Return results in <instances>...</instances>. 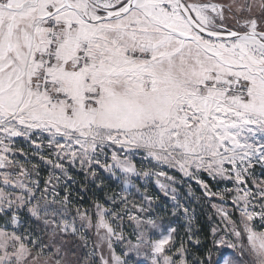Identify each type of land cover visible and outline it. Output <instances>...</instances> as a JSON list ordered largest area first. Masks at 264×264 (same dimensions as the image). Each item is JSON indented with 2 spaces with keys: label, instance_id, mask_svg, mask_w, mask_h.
Listing matches in <instances>:
<instances>
[{
  "label": "snow or ice",
  "instance_id": "snow-or-ice-1",
  "mask_svg": "<svg viewBox=\"0 0 264 264\" xmlns=\"http://www.w3.org/2000/svg\"><path fill=\"white\" fill-rule=\"evenodd\" d=\"M17 137L36 154L49 149L53 173H66L65 159L133 173L129 155L139 152L187 176L232 181L221 198L232 197L240 219L223 264H264V178L255 171L264 177V0H0V264H128L103 252L127 239L125 215L136 234L125 256L189 264L177 229L165 231L142 204H97L69 220L53 177L41 190L14 158ZM109 150L112 163L101 165ZM23 209L42 221V235L23 227ZM93 228L82 261L65 238Z\"/></svg>",
  "mask_w": 264,
  "mask_h": 264
},
{
  "label": "rangeland",
  "instance_id": "rangeland-1",
  "mask_svg": "<svg viewBox=\"0 0 264 264\" xmlns=\"http://www.w3.org/2000/svg\"><path fill=\"white\" fill-rule=\"evenodd\" d=\"M37 143L39 144L40 141H37ZM34 148L35 146L23 137H17L15 138V148L13 150L15 152L14 158L19 161L20 165L32 171V179L39 181L41 190L45 187L44 182L49 180L50 176L53 177L49 187L56 185L55 192L59 193L60 200H64L66 196L69 198L68 209L71 213L68 217L69 220L76 214L77 209H80L81 212L87 209L90 214H94L97 204L112 211H121L125 205L121 204L120 201L126 200L129 208L133 205L139 206L142 204L144 208L149 210L151 217L158 220L165 231L169 227L176 228L175 240L178 245L182 239L186 243V247L189 242L195 244L198 238L201 237L199 234V237L195 234H197V231L199 232L201 223L205 222L211 235L212 247L210 250L212 252L203 264H223L226 258L232 257L233 249L228 246L233 241L230 233L235 227L233 221L238 222L240 216L239 212L234 209L231 196L226 198L227 202H224L221 198V194L226 189L236 187L232 181L213 178L203 171L194 176H187L179 168L167 164H158L139 152L129 155V160L136 168L133 173H124L120 169L108 171L99 165L89 171L87 166H81L79 160L72 162L69 159L61 161L66 173H61L58 170L53 173L52 165L47 163V158H52L54 163L57 161H55L54 156L50 155V150L44 147L39 154H36ZM20 149L24 151L21 152ZM25 153L27 154L25 155ZM41 156L46 159H41ZM100 159L101 165L111 164V150L107 153V160L103 156ZM33 165H35L34 169ZM255 171L257 178H264L260 177L262 169L259 166L256 167ZM161 173H164V175H161ZM55 176L60 177L59 182L56 181ZM88 187H93L99 193L95 195L98 196L97 199L93 200L77 195V190L84 191ZM146 197L150 198L151 203L148 199H145ZM52 198L50 192L48 199L51 200ZM57 206L59 207V205ZM220 209L226 210L229 213L228 217L225 218ZM19 215L24 221V228L34 229L38 235L43 234L42 221L29 218L27 209H23ZM144 218L147 219L148 216L145 215ZM117 223L121 222L117 221ZM189 227L192 241H188L187 238ZM134 228L135 223H129L128 215H125L123 234L127 239L120 242L114 237L113 249H108L105 244L103 248L105 259L111 261L114 251L116 256L128 261V264H149L146 256H138L134 251L128 252L126 256L124 255L127 251L128 242L136 243ZM119 231L120 229L117 228V232ZM96 239L95 229L93 228L87 231L86 234L78 233L75 237H66L65 242L68 246L80 252L83 261L85 254L91 251L92 243H95ZM221 240L223 241L222 244L213 246L214 242ZM86 243L87 247H85ZM69 256L72 257V254L69 253ZM209 256L211 257L210 260Z\"/></svg>",
  "mask_w": 264,
  "mask_h": 264
},
{
  "label": "trees",
  "instance_id": "trees-1",
  "mask_svg": "<svg viewBox=\"0 0 264 264\" xmlns=\"http://www.w3.org/2000/svg\"><path fill=\"white\" fill-rule=\"evenodd\" d=\"M85 187V186H84ZM97 193L93 187H88L86 190L81 191L77 190V195H80L83 198H92L93 200L97 199L98 196H95ZM104 196V195H103ZM103 196L101 197L103 199ZM204 212V211H203ZM201 237H199V235ZM199 244L189 242L187 248L189 250L188 261L189 264H198L200 261L206 262L208 255L212 252L210 248L212 247V242H210V232L208 225L205 222H202L197 231Z\"/></svg>",
  "mask_w": 264,
  "mask_h": 264
}]
</instances>
